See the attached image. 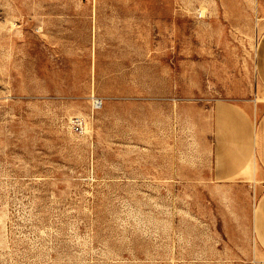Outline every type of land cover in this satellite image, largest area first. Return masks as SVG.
<instances>
[{"label": "rangeland", "instance_id": "1", "mask_svg": "<svg viewBox=\"0 0 264 264\" xmlns=\"http://www.w3.org/2000/svg\"><path fill=\"white\" fill-rule=\"evenodd\" d=\"M263 34L264 0H0V264H264V185L211 180Z\"/></svg>", "mask_w": 264, "mask_h": 264}, {"label": "crops", "instance_id": "2", "mask_svg": "<svg viewBox=\"0 0 264 264\" xmlns=\"http://www.w3.org/2000/svg\"><path fill=\"white\" fill-rule=\"evenodd\" d=\"M257 69L264 90V34ZM212 126L211 180L242 184L253 177L264 185V100H219L212 108ZM254 212V232L264 250V192Z\"/></svg>", "mask_w": 264, "mask_h": 264}, {"label": "built area", "instance_id": "3", "mask_svg": "<svg viewBox=\"0 0 264 264\" xmlns=\"http://www.w3.org/2000/svg\"><path fill=\"white\" fill-rule=\"evenodd\" d=\"M102 101L101 100H99V99H95L94 100V106L96 107V108H100L101 106H102ZM76 129L77 130H80V127L78 126V125H76Z\"/></svg>", "mask_w": 264, "mask_h": 264}]
</instances>
